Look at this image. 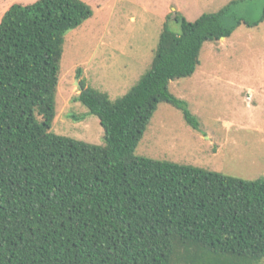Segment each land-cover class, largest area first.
Listing matches in <instances>:
<instances>
[{
    "label": "trees",
    "instance_id": "1",
    "mask_svg": "<svg viewBox=\"0 0 264 264\" xmlns=\"http://www.w3.org/2000/svg\"><path fill=\"white\" fill-rule=\"evenodd\" d=\"M92 16L82 0H37L0 21V264H264V178L135 154L161 104L199 130L170 83L195 74L205 43L264 22V0L164 24L149 69L115 101L81 81L75 102L104 146L51 131L65 35Z\"/></svg>",
    "mask_w": 264,
    "mask_h": 264
},
{
    "label": "rangeland",
    "instance_id": "2",
    "mask_svg": "<svg viewBox=\"0 0 264 264\" xmlns=\"http://www.w3.org/2000/svg\"><path fill=\"white\" fill-rule=\"evenodd\" d=\"M36 1L0 0V21L12 5ZM82 1L91 6L93 16L65 35L51 131L104 146L99 119L75 102L77 83L84 81L112 101L121 98L149 69L164 24L179 32L178 15L194 22L232 0ZM247 6L236 12L244 16ZM169 88L188 104L200 128L193 130L181 111L161 104L136 156L245 181L264 178V22L256 28L241 25L231 37L205 43L195 74L171 82Z\"/></svg>",
    "mask_w": 264,
    "mask_h": 264
},
{
    "label": "water",
    "instance_id": "3",
    "mask_svg": "<svg viewBox=\"0 0 264 264\" xmlns=\"http://www.w3.org/2000/svg\"><path fill=\"white\" fill-rule=\"evenodd\" d=\"M221 40H224V38H221ZM77 86H78V88H79V90H80V92L83 90V88H82V86L80 85V83L78 82L77 83Z\"/></svg>",
    "mask_w": 264,
    "mask_h": 264
}]
</instances>
